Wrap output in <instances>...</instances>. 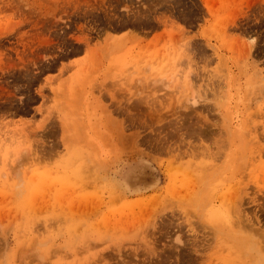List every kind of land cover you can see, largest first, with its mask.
<instances>
[{
	"label": "rangeland",
	"instance_id": "obj_1",
	"mask_svg": "<svg viewBox=\"0 0 264 264\" xmlns=\"http://www.w3.org/2000/svg\"><path fill=\"white\" fill-rule=\"evenodd\" d=\"M0 264H264V0H0Z\"/></svg>",
	"mask_w": 264,
	"mask_h": 264
},
{
	"label": "bare ground",
	"instance_id": "obj_2",
	"mask_svg": "<svg viewBox=\"0 0 264 264\" xmlns=\"http://www.w3.org/2000/svg\"><path fill=\"white\" fill-rule=\"evenodd\" d=\"M140 176V175H139ZM149 176V175H148ZM134 178H137V176H136V174H132V176H131V179H134ZM142 178H144V177H142ZM147 180H149V179H147ZM148 182V181H147Z\"/></svg>",
	"mask_w": 264,
	"mask_h": 264
}]
</instances>
